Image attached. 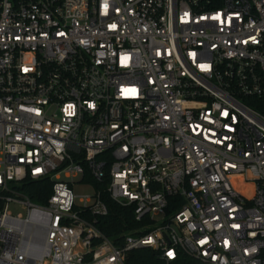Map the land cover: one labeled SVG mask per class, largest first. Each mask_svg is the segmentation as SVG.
<instances>
[{
	"label": "built area",
	"instance_id": "obj_1",
	"mask_svg": "<svg viewBox=\"0 0 264 264\" xmlns=\"http://www.w3.org/2000/svg\"><path fill=\"white\" fill-rule=\"evenodd\" d=\"M248 99H264V0H0V264H128L144 247L264 264ZM44 179L36 203L21 186ZM75 184L93 193L77 202ZM103 193L140 227L106 235Z\"/></svg>",
	"mask_w": 264,
	"mask_h": 264
},
{
	"label": "trees",
	"instance_id": "obj_2",
	"mask_svg": "<svg viewBox=\"0 0 264 264\" xmlns=\"http://www.w3.org/2000/svg\"><path fill=\"white\" fill-rule=\"evenodd\" d=\"M259 110L264 112V99H248ZM95 188L101 189V185L90 180ZM21 189L36 203L44 204L48 201L52 192V183L49 179L32 181L27 180L21 186ZM103 200L109 208V214L99 219V228L109 237H113L119 233L129 232L140 227V223L134 218L133 207H123L114 202L108 193H103ZM174 198L170 199L171 206L169 212L175 211L178 207L173 205ZM1 206V204H0ZM128 264H198L193 258L181 253L177 259L166 263L159 256L158 252L151 248H139L132 251L128 257Z\"/></svg>",
	"mask_w": 264,
	"mask_h": 264
},
{
	"label": "rangeland",
	"instance_id": "obj_3",
	"mask_svg": "<svg viewBox=\"0 0 264 264\" xmlns=\"http://www.w3.org/2000/svg\"><path fill=\"white\" fill-rule=\"evenodd\" d=\"M74 191H75L76 195L78 196L76 198L77 202L79 200V197L84 196V195H89V194L93 193V189L89 185H78V184H75ZM10 209L13 212H23L24 211L21 206L14 205V204L10 205Z\"/></svg>",
	"mask_w": 264,
	"mask_h": 264
},
{
	"label": "snow or ice",
	"instance_id": "obj_4",
	"mask_svg": "<svg viewBox=\"0 0 264 264\" xmlns=\"http://www.w3.org/2000/svg\"><path fill=\"white\" fill-rule=\"evenodd\" d=\"M171 255V254H170Z\"/></svg>",
	"mask_w": 264,
	"mask_h": 264
}]
</instances>
